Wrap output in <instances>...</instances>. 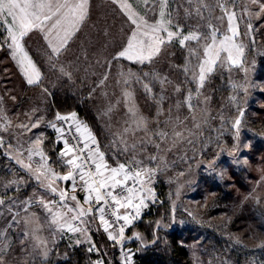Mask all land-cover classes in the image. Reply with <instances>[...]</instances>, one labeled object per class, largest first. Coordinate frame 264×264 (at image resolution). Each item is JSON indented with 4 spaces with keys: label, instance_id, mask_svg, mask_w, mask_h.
<instances>
[{
    "label": "rangeland",
    "instance_id": "1",
    "mask_svg": "<svg viewBox=\"0 0 264 264\" xmlns=\"http://www.w3.org/2000/svg\"><path fill=\"white\" fill-rule=\"evenodd\" d=\"M205 2L214 7L211 22L220 33H225L227 19L223 22L216 19L223 15L215 7L216 0ZM222 2L237 13L240 33L237 42L245 46L243 64L230 70L217 67L199 94L195 91L197 85L190 82L183 71L188 51L178 42L165 45L150 64L114 58L125 45L133 25L112 0H89L87 18L67 47L51 59L45 34L40 30L29 32L23 45L40 72L38 83L28 84L10 50L0 48V126H5L6 120L11 122L7 131L0 127V198L5 200V204L0 205L2 264H57L70 258L69 250L79 246H84L85 250L81 264H95L101 259L104 264H113L107 256L109 249L113 250L112 256H116L119 264L123 260L122 251L131 250L135 264L137 254L145 255L154 247L151 241L160 227L167 231H182L178 243L186 248L189 264H264V14L257 19L254 12L244 13L245 5L254 11L258 9L251 0H235V4L232 0ZM128 3L140 14L147 13L149 19L154 18V14L145 9L143 0H128ZM169 8L185 26V32L198 23L202 31H207L206 21L185 18V9L194 11L195 4L189 5L187 0H170ZM202 11L205 17L209 16L207 10ZM248 23L253 25L250 33ZM2 33L3 28H0ZM0 43H3L2 39ZM191 46L195 47V44ZM61 68L65 71L61 72ZM145 73L149 75L145 76ZM157 75L167 77L170 83L162 86L159 80L153 79ZM143 83L150 84L151 93L145 92ZM177 86L181 89L179 92L175 90ZM189 90L195 106L191 112L184 103ZM51 92L75 98L85 96L91 102L109 136L107 150L95 137L110 165L115 166L117 160L124 162L133 154L131 150L120 151L124 147L121 140L129 146L135 144V154L140 159L154 154L163 158V170L149 185L154 189L155 202L148 201V207L142 209L141 216L146 209L163 203L156 189L157 178L170 184L167 198L172 199L173 211L166 220L162 219L165 213L157 221L149 219L142 232L136 228L141 218L126 230V237L139 233L142 241L126 239L123 248L114 245L99 220L94 218H89L88 224L91 242L79 233L60 234L49 225L50 216L38 201L40 197L45 201L58 200L59 197L46 191L34 173L22 167L17 160L28 163L24 149L36 135L44 133V142L47 140L46 133L50 130L47 122L53 121L49 116L51 98L54 104ZM125 92L132 94L138 114L147 118V132L124 131L125 128H135L128 114ZM241 109L244 115L241 117L239 139L236 140L232 122ZM38 117L43 118L39 128L27 131L18 127L21 124L30 126ZM173 129L184 133V138L177 140L175 145ZM161 130L169 133L163 141L154 135ZM188 130H191V135ZM141 141H144L143 145ZM156 144H161L162 150L158 151ZM21 152H24L23 156ZM47 157L54 171L65 172L61 161L54 166V161ZM35 160L38 157L33 158V168ZM10 181L16 183L6 187ZM58 187L63 189L66 186L59 183ZM68 194L76 195L81 202L85 195L82 191L71 190ZM25 201L30 203L25 204ZM67 203L75 204L71 200ZM26 218H31L32 222L25 223ZM33 229L37 231L33 233ZM37 236L47 242V259L42 255V248L37 246ZM77 239L83 242L77 245ZM105 239L109 245L105 244ZM133 241H137L135 247L130 245ZM92 244L98 252L88 251ZM142 244L147 246L142 247ZM169 245L170 239L164 236L161 254H165ZM73 264L78 263L74 261Z\"/></svg>",
    "mask_w": 264,
    "mask_h": 264
},
{
    "label": "snow or ice",
    "instance_id": "2",
    "mask_svg": "<svg viewBox=\"0 0 264 264\" xmlns=\"http://www.w3.org/2000/svg\"><path fill=\"white\" fill-rule=\"evenodd\" d=\"M112 2L119 6L133 25L125 45L114 57L116 59L124 58L137 64H150L165 45H170L174 41L178 42L181 48H186L188 51V59L183 71L190 82L197 85L195 90L197 94L204 87L208 76L217 67H227L230 70L232 67H240L243 64L245 46L237 42V37L240 35L237 13L230 10L222 0H216L215 7H218L223 13L216 19L221 22L225 18L227 19L225 33H220L219 29L211 22V12L214 7L205 0H187L189 5L195 4V8L194 11L185 9V18L206 21L207 31H202L201 25L198 23L187 32L184 30L185 26L170 10V0H143L145 9L154 14L152 19L148 18L147 13L142 15L134 10L128 0H112ZM232 3L235 4V0H232ZM251 3L257 5L258 9L254 11L245 5L244 13L253 14L254 12L256 18L260 19L261 14H264V0H251ZM88 5L89 0H0V28H3V33L0 34L3 43H0V48L7 47L10 50L12 59L20 66L28 84L38 83L40 72L24 48V38L29 32L40 30L45 34L44 39L50 49V59L52 56H58L87 18ZM202 10H207L209 16L205 17ZM247 27L250 33L253 25L248 23ZM253 42L255 41L253 40ZM193 43L195 47L191 46ZM60 71L64 72L65 70L61 68ZM65 74L71 75L70 73ZM128 75L133 74L129 73ZM144 75L148 76L149 74L145 73ZM105 79H107L106 76ZM153 79L159 80L162 86L169 82L167 77L161 78L158 75L153 76ZM138 82H140L139 79ZM143 88L146 93L152 92L149 83H143ZM175 90L179 92L181 89L177 86ZM125 98V102L128 104V114L135 128H125L124 131L126 133L136 130L147 132V118L138 114L135 104L132 102V94L125 92ZM192 99V91L189 90L184 103L190 112L195 107L192 104ZM207 99L206 97L205 100ZM243 115L244 112L241 109L239 116L232 122L236 140L239 139ZM42 119V117H38L30 123V126L21 124L18 127L32 131L40 127ZM10 123L6 120L5 126L0 127L3 131H7V125ZM47 126L57 134L56 142L63 145L59 152V158L62 167L67 171L56 172L50 166L49 158L42 147L44 133L36 135L29 141V146L24 149V152L27 153L28 163L25 164L22 159H18L17 163L33 172L35 179L46 191L59 197L58 200L48 201L40 197L38 201L50 216L49 225L54 226L55 231L60 234L79 233L91 242L88 235V224L90 223L89 218H94L99 220L108 239L113 241L114 245H120L123 248L126 239L142 241L143 238L139 233H133L132 236L126 237V230L141 218L142 209L148 207V201L155 202L154 189L149 185L154 182V177L158 172L163 170L161 167L163 158L154 154L140 159L135 154L136 145L129 146L126 141L121 140L124 147L120 151L129 152L131 150L133 154L130 159L124 162L117 160L113 166L108 163L105 152L100 150L94 133L87 124L77 118L75 112L66 115L57 112L54 120L47 122ZM196 127L198 128L199 125L197 124ZM188 131L191 135V130ZM154 135L163 141L168 138L169 133L161 130L155 132ZM172 137L175 145L177 140L184 138V133L173 129ZM188 142L191 143V140ZM0 143H2V138H0ZM143 143L144 141H141L142 145ZM155 147L158 151L162 150L161 144H156ZM168 151H171V148ZM24 152H21V156L24 155ZM34 157H38V160H35V168H33ZM153 163L154 167L151 166ZM14 183L16 182L10 181L6 187H11ZM59 183H63L66 187L60 189ZM69 190L72 192L82 191L85 194L83 202L76 195L69 196ZM69 200L74 201L75 204L67 203ZM24 203L28 204L30 201ZM4 204L5 200L0 198V205ZM84 205H88V207L85 208ZM31 222V218L25 219V223ZM157 224L159 226V222ZM110 228L112 231H109ZM36 231L37 229H33V233ZM36 239L39 241L37 246L42 248L43 257L47 259L49 252L47 242L38 236ZM157 239L154 238L151 243H156ZM82 242L80 239L76 240L77 245ZM143 246L147 245L142 244ZM88 251L98 252V249L95 244H92ZM130 251H122V264H133V254H130ZM95 264H104V261L101 259Z\"/></svg>",
    "mask_w": 264,
    "mask_h": 264
},
{
    "label": "trees",
    "instance_id": "3",
    "mask_svg": "<svg viewBox=\"0 0 264 264\" xmlns=\"http://www.w3.org/2000/svg\"><path fill=\"white\" fill-rule=\"evenodd\" d=\"M53 106L55 107V111H52L53 107H50L52 108L50 109L51 112L49 115L51 116V120H54L57 112H60V114L76 112L78 114V118L90 127L102 147L106 150L108 149L106 143L109 142V136L102 128L91 102L85 96H77L75 98L73 96L68 97L65 94H54ZM46 134L48 135L47 140H45L42 145L43 150L51 158V161H54L52 162L54 166H58L61 161L59 158V152L63 145L56 142V133L49 130ZM65 169L66 168L63 167V171H66ZM168 186H170V184H167L162 178H157L156 189L159 193V197L163 200V203H160L157 207H152L144 211L141 216V221L136 225V228L139 231L142 232L145 227V223L149 219L157 221L165 213V216H163L164 218L162 219L166 220L170 215V212L172 213V199L169 198L170 200H168L167 198ZM130 232L131 230L128 233ZM164 236L170 239V245L167 247L165 254H161L160 249ZM181 237L182 231L179 229L167 231L166 228H158L155 234V238L158 239L156 243H154V247L148 250L145 255L137 254L135 257V264H189L186 248L178 243ZM104 241L106 245H109V242L106 239ZM98 245L102 247L100 243H98ZM130 245L135 247L137 245V241H133ZM69 252L71 253L70 258L60 261L57 264H73L74 261L81 264L85 258L84 246H79L73 250L70 249ZM112 254L113 250L109 249V253H107L108 258L112 260L113 264H117L118 262L116 260V256L114 255L113 257Z\"/></svg>",
    "mask_w": 264,
    "mask_h": 264
},
{
    "label": "crops",
    "instance_id": "4",
    "mask_svg": "<svg viewBox=\"0 0 264 264\" xmlns=\"http://www.w3.org/2000/svg\"><path fill=\"white\" fill-rule=\"evenodd\" d=\"M45 87V86H44ZM55 93L54 92H51V95L53 96ZM50 107H53L54 108V106H53V100H52V98H51V104H50ZM54 167V166H53ZM55 168V167H54Z\"/></svg>",
    "mask_w": 264,
    "mask_h": 264
},
{
    "label": "built area",
    "instance_id": "5",
    "mask_svg": "<svg viewBox=\"0 0 264 264\" xmlns=\"http://www.w3.org/2000/svg\"><path fill=\"white\" fill-rule=\"evenodd\" d=\"M65 115H66V114H65ZM58 123H59V122H58ZM49 128H50V127H49ZM50 131L55 133V131H54L52 128H50Z\"/></svg>",
    "mask_w": 264,
    "mask_h": 264
}]
</instances>
